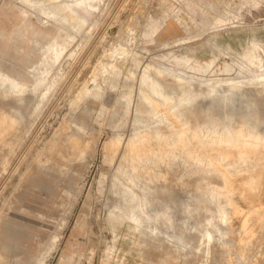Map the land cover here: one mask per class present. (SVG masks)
I'll use <instances>...</instances> for the list:
<instances>
[{
  "label": "rangeland",
  "instance_id": "obj_1",
  "mask_svg": "<svg viewBox=\"0 0 264 264\" xmlns=\"http://www.w3.org/2000/svg\"><path fill=\"white\" fill-rule=\"evenodd\" d=\"M41 1L44 6L51 3ZM96 3L78 30L65 28L57 20L60 15H47L24 0H0V47L9 38L16 44L9 54L0 53V67L28 85L19 93L14 86L0 84V106L20 121L0 141V264H223L224 260L264 264V233L244 249L238 242L243 236L241 222L250 201L242 200L236 193L234 206H227L229 219L223 221L219 217V201H196L206 188L223 186L222 179L216 173L198 171L196 165L180 159L157 168L166 179H140L151 187L152 197L160 198L157 211L161 212L165 203L170 205L172 221L157 223L156 237L133 230L127 219L115 225L109 219L123 203L113 184L117 177H128L123 152L129 137L137 130L154 131L160 127L169 132L172 127L161 113L144 111L137 121V102L149 108L140 93L141 72L144 68L166 66L178 73L174 64L183 59L188 64L182 74L197 83L195 91L200 90L201 82L212 83L231 76L244 79L250 71L241 68L242 54L253 42L260 44L259 53L264 59V0ZM155 24L159 27L150 32ZM21 27L24 41H19ZM38 38L44 43L55 39L68 43L54 65L36 70L45 58V47L34 43ZM122 49L126 58L111 55ZM134 57L140 66L134 65ZM114 60L118 61L114 69L117 76L112 78ZM227 66L232 67L231 75ZM132 70L136 75L132 76ZM40 76L47 78L35 87ZM220 84L217 91L202 95L191 105L194 107L187 111V118L192 123L203 125L211 120L206 110L210 102L229 93L227 84ZM172 86L168 92L180 93L176 85ZM8 89L11 94L3 95ZM87 89L99 90L101 95L85 93ZM129 92H133V102L128 109L124 95ZM233 99L230 109L218 111L214 107L212 113H219L214 120H223L230 114L233 125L238 126L243 115L264 119V92L240 90ZM258 130L264 134V121ZM113 137L121 138V144L109 160ZM77 139L87 144L80 157L73 147ZM121 164L124 165L119 171ZM247 168V164H242L233 169L234 177L249 176L253 169ZM198 182L202 183V190H198ZM263 187L258 190L262 196L259 195L257 206H264ZM107 203L112 204V210ZM236 207L241 217L234 214ZM156 210L150 208L149 212L154 215ZM261 218L264 221V216ZM251 224L258 233L255 221ZM142 229L151 231L147 226ZM207 232L212 233L211 238ZM180 233L182 240L177 238Z\"/></svg>",
  "mask_w": 264,
  "mask_h": 264
},
{
  "label": "bare ground",
  "instance_id": "obj_2",
  "mask_svg": "<svg viewBox=\"0 0 264 264\" xmlns=\"http://www.w3.org/2000/svg\"><path fill=\"white\" fill-rule=\"evenodd\" d=\"M24 1L47 15L55 17L60 15V18H57V20L60 21L65 28H77L80 30L90 16L89 11L91 7L95 6V4H97L96 2L101 0H50L51 3L49 6H44L41 0ZM60 1H62V3ZM23 27L18 30L19 41L23 40ZM158 27L159 26L156 24L151 26L150 32H154ZM150 32L147 33V35H149ZM34 43L36 45L41 44V48L45 47L43 52L45 57L44 61L42 60L41 65L36 68V70H39L43 68L46 69L48 66L54 65L61 57L68 42L55 39L44 43L43 39L38 38L34 40ZM214 43L218 44V42L215 41ZM200 45L202 46L203 43ZM12 46H16V44L13 43L12 38H9L7 43L4 44L2 48L0 47L1 55L5 56L9 54L8 52L11 50ZM219 46H222V44H219ZM260 48V44L253 42L252 45L242 54L243 61L241 68L248 69L250 71L249 75L243 77L244 79L238 80L237 77L231 76L230 78H226L221 81H214L212 83L201 82L198 84V89H200L198 91H195L194 89L197 83L193 79L182 74L185 70L184 67L188 64V60L179 59L177 63L174 64L178 67V73H175L172 69L165 68L166 66H160L158 68H144L139 75L141 80L140 93L143 99L149 104V108H143L141 102H137L135 107L136 116L138 117L137 121L140 118L139 116H142L144 111L155 114L161 113L172 127L169 132L163 131L160 127L155 128L154 131L149 128L145 130H137L134 135L129 137L126 144V150L123 152V160L127 163L129 170V173H127L128 177L127 179L117 177L113 184V187H116V191L120 192L123 203L119 206L120 209L118 211H112L110 214L109 219L111 223L115 225L120 221L127 219L129 220L130 227L133 230L139 231L140 234L147 235L149 237H156V229L159 228L157 223L168 224L172 221V215L169 211L170 205L169 203H165V208L161 212L157 211L156 207L161 203L160 198L152 197L151 187L148 184H142L140 179L142 176L148 178L150 181L166 179L167 176L158 171L157 168L161 164L174 163L180 159L185 163H192L196 165L198 171L216 173L222 179L223 186H210L206 188L205 193L198 197L196 201L197 203L215 199L219 201V217L223 221H227L229 219L227 206H234V195L236 193L242 197V200L244 199L246 201H250L248 213L241 222V232H243V236L241 237V240L240 238H238L239 241L237 240L240 243V248L244 249L249 247L248 245L255 237L258 235L261 236V234L264 233V221L261 218L264 216V206H257L258 203L256 204V202L261 199L259 197L261 194H258V190L264 185V134L258 130L264 119L259 116L249 117L247 115H243L240 118L241 123L238 126H234V118L231 117L230 114L227 115L225 119L217 121L214 120V117H216L215 115H218L219 113H212L214 107H216L218 111L222 109H230V106L232 107L234 103L233 96L235 97L240 90L252 91L255 89L260 93L264 92V72H260L264 68V59L259 53ZM115 49L116 48H114V50ZM203 53L206 54V52ZM111 55L115 58L117 55H122L124 56L123 58H126V54L123 49L119 52L114 51ZM134 61V65L140 64L135 57ZM117 63L118 61L115 62V60L111 63V66L113 67L111 73H114L112 74V78L117 76V72L114 70L117 67ZM226 68L230 71L231 75L232 67L227 66ZM253 68H256V70L254 71ZM242 69L240 70V73L243 72ZM134 75H136L135 71L132 72V76ZM46 78V76H40L39 79H36L35 87L42 85ZM223 82L227 84L226 91L229 93L225 97L223 96L220 98L217 102H210V105L206 110H209L208 115H210L211 120L203 125L200 123H192V121L187 118V111L194 107L191 105L202 95H210L217 91L221 85L220 83ZM0 84L6 87L14 86L18 89L17 91L19 93L24 92L28 88L26 81L15 80L11 74L4 73L1 67ZM172 85H176L180 89V93L174 95L168 92L167 88ZM201 89L205 90L202 91ZM85 93H92L97 97L101 95L99 90L91 91L87 89ZM132 93L129 92L124 95L125 103L128 109L133 102ZM10 94L11 90L9 89L3 92V95L5 96H9ZM230 101H233V103L230 104ZM19 124L20 121L13 114L6 112L5 109L0 106V141H3L6 138V134L13 127ZM77 140L78 141H75L73 144V147L77 151V156L80 157L86 151L87 144L79 139ZM111 141L113 152L108 156L109 160L114 158V153L117 152V149L121 144V138L113 137ZM105 144L106 143H104V146ZM242 164H247L249 167L247 169H253L252 173L245 178L240 177L241 179H236L232 170L237 169V167ZM123 165L124 164H121L119 166V171H122ZM257 167L259 170H255ZM197 188L198 190H202L203 185L201 182L197 183ZM138 189H141L142 193L138 192ZM262 191L264 195V190ZM262 199L264 201V198ZM108 205H111L109 206V210H112L110 209L112 204L107 203V207ZM150 208L156 210L154 215L150 214ZM195 208V211H199L198 207ZM233 209L234 214L241 217L240 209L237 207ZM186 210L183 211L186 212ZM252 221H255V225H258V233L255 228H252ZM152 222L155 224H152ZM144 226L150 228L151 231H144L142 229ZM13 234L14 233H12V236ZM207 235L209 238L212 237L211 232H207ZM20 236H22V234ZM177 238L182 240L183 234H178ZM91 240L92 239H90V241ZM98 240H100V238ZM240 254L241 253L239 252V255ZM242 257H244L243 253L241 255V259ZM232 259L233 258H231V260ZM223 264H235V262L228 263V260H224Z\"/></svg>",
  "mask_w": 264,
  "mask_h": 264
}]
</instances>
